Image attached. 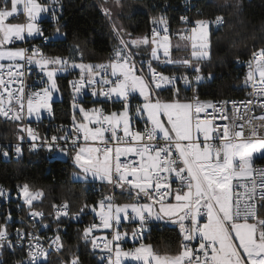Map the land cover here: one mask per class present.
<instances>
[{
	"label": "snow or ice",
	"instance_id": "6c2138e0",
	"mask_svg": "<svg viewBox=\"0 0 264 264\" xmlns=\"http://www.w3.org/2000/svg\"><path fill=\"white\" fill-rule=\"evenodd\" d=\"M114 3L123 7L121 0ZM58 4L59 0H51L50 6L38 0H0V117L20 124L33 116L41 119L42 110L52 114L54 95L61 88L59 75L79 70V78L68 81L75 131L51 137L40 136L30 127L23 131L33 141L31 151L43 148L71 158L77 169L72 173L75 181L99 180L114 190L120 189L121 195L126 192L134 201L119 204L110 195L95 205L85 204L73 214L70 218L78 219L85 210L100 209L101 225L83 230L85 242L90 241L93 250L99 248L96 239H91L92 233L100 226L110 229L115 224L112 239L102 249L107 255L100 258L107 264H122L125 258L138 264H264V168L253 164L256 154L264 158V48L253 52L248 61L243 82L251 89L248 99L201 101L194 94L191 99L181 100V86L195 93L198 89L193 85L199 86L206 79L200 65L211 59L210 26H222L226 22L223 15L211 21H195L189 36L178 33L184 50L191 42L190 55L183 59L171 58L169 26L163 16L153 20L154 25L163 26V36L154 27L151 37H133L122 25L113 24L118 43L106 63H75L71 57L46 54L42 46L35 44L17 48L16 42L29 38H38L44 45L67 39L61 31L63 25L57 13L62 9ZM229 6L228 0L221 5ZM235 6L239 7L238 2ZM103 12L111 19L110 9L104 8ZM42 13H49L54 22L51 34L46 35L47 29L42 26ZM21 16L23 22H11ZM180 19L191 23L188 17ZM71 47L74 53H80L82 61L80 45ZM175 47L181 50L180 44ZM145 49L150 50L147 59H137ZM167 64L184 67L196 75H165L158 68ZM32 66L39 69V83L43 86L29 91L25 78L33 71ZM207 78L212 79L213 74ZM85 89L91 90L87 94L95 98L93 105L99 103L100 107L87 108L81 103ZM165 90L169 96L162 99L158 93ZM134 93L143 98L141 104H132ZM109 102L119 103L120 109L108 112L104 105ZM229 105L231 116L226 113ZM77 114L82 115L78 125ZM217 118L226 122L217 125ZM140 120L144 122L143 129L134 130V122ZM18 139L23 141V137ZM15 150L17 155L21 153L19 144ZM2 155L7 157L8 152ZM176 183L178 187L173 189ZM17 187L29 209L44 195L42 190L30 191L27 183ZM4 195L0 186V197ZM52 207L57 221L69 216L68 201ZM129 210L138 225L132 230L133 239H142L153 222L177 224L181 237L178 252L162 255L143 243L124 251L120 241L127 233L121 234L119 225L121 214L127 220ZM29 216L43 218L44 213L30 210ZM11 220L9 211L0 223V255L5 251L15 254L17 248L24 249L25 240L29 241L24 258L15 264H42L53 247L58 252L64 250L59 229L49 249H45L26 228L10 233ZM0 264L4 261L0 260ZM62 264L81 261L75 255Z\"/></svg>",
	"mask_w": 264,
	"mask_h": 264
},
{
	"label": "trees",
	"instance_id": "16d2710c",
	"mask_svg": "<svg viewBox=\"0 0 264 264\" xmlns=\"http://www.w3.org/2000/svg\"><path fill=\"white\" fill-rule=\"evenodd\" d=\"M113 1V0H109ZM159 5L157 0H121L119 24L133 37L148 35L151 20L161 12H167L172 19L169 21L173 27L180 29L179 21L181 9H176L173 4L180 0H164ZM62 13L60 23L61 31L67 34V39H60L44 45L39 42L49 55H61L74 58L75 63H102L113 48L118 39L113 32V21L103 12V0H59ZM239 4V7L235 5ZM225 0H203L200 5L209 15H223L225 23L218 29L211 30V59L201 63V74L206 78L198 87L196 94L204 99L235 98L245 95L246 87L244 80L238 71V62L250 56L255 48L264 47V0H228L232 6L222 8ZM21 18V17H20ZM46 18L42 20V24ZM55 31V25L49 26L46 35ZM73 44H79L83 53V60L78 57L80 53H74ZM145 49L144 55L147 58ZM172 47L171 56L175 53ZM139 58V57H137ZM172 59H176L171 57ZM164 57L161 55V60ZM153 66H156L155 63ZM179 68V70H178ZM158 69L164 72H188L184 67L167 64ZM212 73L213 78L208 79ZM69 75H79V70ZM61 85L63 98L53 103L56 117L61 119L73 118L71 108V93L67 84V75L62 74L58 78ZM192 91L181 86V100L191 99ZM162 99L169 96L167 90L159 92ZM84 106H92L85 103ZM118 108L121 105L118 103ZM76 119L82 121L81 114ZM18 133L8 122L0 124L1 138H17ZM76 168L73 161L68 159L51 157L37 151L25 154L16 159H0V183L9 190H19L18 185L29 184L30 191L42 190L44 195L34 201L31 208L50 211L53 204H61L68 201L73 212L78 211L85 204L91 206L97 204V199L106 193H110L112 187L105 183L75 181L72 173ZM94 189H97L95 191ZM116 201H132L125 192L115 189ZM90 210V209H89ZM95 210H99L96 208ZM93 210L84 215L80 220L73 221L71 218L62 217L54 222L59 235L62 237L64 250L60 251L62 257L78 255L81 264H104L100 262L99 255L92 249L91 242H85L82 237L83 230L90 226ZM179 226L169 225L163 222H153L145 232L144 240L153 246L160 254L174 255L180 249ZM14 254L5 255L0 260L4 264H11ZM60 258L51 256L42 264H59ZM124 264H138L128 261Z\"/></svg>",
	"mask_w": 264,
	"mask_h": 264
},
{
	"label": "built area",
	"instance_id": "2783aa9c",
	"mask_svg": "<svg viewBox=\"0 0 264 264\" xmlns=\"http://www.w3.org/2000/svg\"><path fill=\"white\" fill-rule=\"evenodd\" d=\"M41 1L45 5L50 6V4H51V0H41ZM201 1H203V0H180L179 3L173 4L176 7V9H181L179 19L181 17H188L189 20L191 21V23H185V22H182L180 19L179 21L182 23L180 26L181 27L180 29L173 27L172 23L169 22L172 19L171 15L169 13H167V12L159 13V15L154 17L150 22V26H149L150 37L152 35V31H153L154 27H155L156 31L160 32L161 36L164 35V33L162 31H160V29L163 26L153 24V20H156V19L160 18L161 16L165 17L166 20L168 21V26H169V33L168 34L170 35V40L175 38V37H178V33L180 35H184V36L191 35V29L196 26L195 21H197V20H201V19L210 20V21L214 20L217 15L214 16V15L206 14L205 10L200 5ZM157 2L159 5H163L165 1L164 0H157ZM57 7L62 9L60 2L57 5ZM45 14H46V17H45L46 22L43 23L42 26L48 30L49 26L53 25L54 22L52 21L51 15L49 13H45ZM57 14L60 16L61 12L58 11ZM212 29H218V28L215 24H213L210 26V30H212ZM34 44L40 45V43L35 41V39L33 40V39L29 38L26 42H16L15 46L16 47L21 46L22 48H30ZM262 48H264V47H262ZM259 49H261V48L253 49L249 57L244 58L238 62V71H239L241 77L243 78V80L245 79L246 73L248 71V61L252 58L253 52L258 51ZM44 52L47 54V52L45 50H44ZM111 55H112V53H110L108 55V57L102 63L108 62V59ZM137 59H147V58L139 57ZM32 68H33V71L30 74L26 73V78H25L29 91L38 90L39 88H41L43 86L39 83V76H38L39 69L36 68L35 66H32ZM158 70L162 71L160 69H158ZM162 72H164V71H162ZM185 73H187V75H189V76H195L196 75V73L191 71V70H189L188 72H164L165 75H171V74L183 75ZM63 74L67 75V84H68V81L75 80V79L79 78V75H69L68 73H63ZM68 86H69V84H68ZM197 87H198L197 85H193V89H197ZM250 90H251L250 87H246L245 95L241 96V97H235V98H223V99H204V98H200V97H198V98L201 101H209V100H211V101H225V100H227V101H232V100L243 101V100L249 98ZM90 91H91L90 89L82 90V97L83 98L81 100V103H83V105L85 103H89L92 106L100 107L101 105L99 103L93 105L92 102L95 98L92 97L91 95L87 94ZM191 91H192L191 98L193 97L194 94L197 96L196 91H195V93L193 90H191ZM99 99L103 100L104 98L100 97ZM117 105H118V103L109 102L106 105H104V107H106L108 112H112V111H118L119 108ZM209 111L211 112L212 110L209 109ZM217 111H219V110H217ZM258 111L259 110L257 109V112ZM226 113L229 116L232 115V109H231L230 105L227 107ZM225 122L226 121L220 120L219 118H217V121H216L217 125H222ZM79 123H80V121L76 119V125H78ZM26 127L32 128L40 136H47V137H51L52 135L63 136V135L69 134L68 130H71L72 132L75 131L74 126H73V118L61 119L59 117H56V113H55L54 109H53L52 114H49L47 111H43L41 119H39V120L32 119L31 120V118H26L24 121H22L19 124V128L21 129L20 137H23V141L19 140L18 139L19 137H17V138H1L0 139V159H16V158H19L25 154H29V153H33V152H37V151L43 152L44 154H47V155L53 154V153L47 152L43 148H40L36 151H31L30 149H31V146L33 144V141L31 139V137L28 136V133L26 131H23V129ZM143 127H144L143 120H140L139 122H134V130H135V128L143 129ZM61 128L65 129V131H61ZM70 138H74V137L70 136ZM17 144H19V146L21 148V153L19 155L16 154V150H15ZM3 151L8 152L7 157L2 155ZM56 154H58V153H56ZM253 164H254V167H256V168H264V158H262L259 154H256L253 158ZM0 186H2L3 189L5 190V195L3 197H0V223L4 222L5 218L8 215V212L11 211L12 220L8 223V231L10 233H14V231L16 229L26 228L27 231L31 232L32 235L34 237H36V239L41 243V245L45 249H49V245L51 244L52 239L57 235V229L53 225L55 220H56V210L53 208L50 211L39 210V209H34V208L29 209V206L24 203L23 194L21 191H19V190H12L11 191L4 184H1V183H0ZM172 187H173V189L177 188L178 183L173 184ZM94 190L97 191V189H94ZM9 192H10L11 198H9ZM110 195L115 196V190L114 189H111L110 193H106V194L101 195L97 199V202H99L104 197L110 196ZM115 199H116V196H115ZM56 205H59V204H56ZM80 209L76 212H73L71 210V208L69 207V210H68L69 216H62V217L70 218L71 216H73V214L78 213L80 211ZM30 210L33 212L44 213L43 218L38 217V216L30 218V216H29ZM99 211H100V209L97 210V213H94V211L92 212L93 220H92L90 226L93 224L101 225V221H100V218L98 215ZM89 212H90V210H85L82 214L79 215L78 219H72V218L71 219L73 221H78L84 215L89 214ZM131 217H132V213L130 212L129 213L130 221L129 222H122L119 225L120 233L121 234L127 233L126 236L122 235V239L120 241L121 248L124 251L134 249L137 247V245L145 242V240H144L145 233H144L142 239H133L132 230L136 229L138 227V225H137V223L132 221ZM205 220H206V217H205ZM21 221H23V223H21ZM44 225H47L48 227H44ZM116 227L117 226L114 224L113 227L111 228V231H104L103 227L100 226L96 230H94V232L92 233L91 239H96L97 243L100 245L99 248L93 250L95 253H97L99 255V259L102 256L107 255V252L103 251L102 249H103L104 244L108 240L112 239V235L114 234ZM104 232H107V234L102 235ZM28 243H29L28 240L24 241V249L23 250H21L20 248H17L16 253L14 254V256H16V257L12 258L11 264H15V262L17 260L24 258V252L27 250ZM111 246L112 245H110V247ZM92 249H93V247H92ZM9 254H12V253L5 251L3 253V255H0V259L3 258L5 255H9ZM51 256L59 257L61 260L59 264H62V261L66 260V258L61 256L60 251L59 252L56 251L54 247L48 252L47 260ZM130 261L136 262L134 260H130ZM44 262L45 261H42V263H44ZM100 262H101V260H100ZM103 263L107 264V261L105 260V261H103Z\"/></svg>",
	"mask_w": 264,
	"mask_h": 264
},
{
	"label": "rangeland",
	"instance_id": "374dc122",
	"mask_svg": "<svg viewBox=\"0 0 264 264\" xmlns=\"http://www.w3.org/2000/svg\"><path fill=\"white\" fill-rule=\"evenodd\" d=\"M218 1H223V0H218ZM38 2L44 4L41 0H38ZM102 7H103V9H104V8H108V9L111 10V13H112V15H111V20L113 21V23H114L115 25L120 26V24H119V16H120L121 10H120V7L117 6V5L114 3V0H113V1L103 0ZM45 17H46V14H45V13H42V14H41V18L44 19ZM11 22H23V19H20V20H12ZM210 32H211V30H210ZM127 38H128V37H125V39H127ZM188 43H189V47H188V49H187V50H184V49H183L184 41L180 40L179 37H175V38L171 39V45H172V47H173L175 50H176V47H175V46H176L177 44H180V45H181V50H180V51H177V50H176L175 53H173V55H172L171 57L176 58V59H183V58H186L188 55H190V51H191V47H190V45H191V42L189 41ZM17 48H22V47H21V46H18ZM161 52H162V50H161ZM60 75H61V74H60ZM60 75H59V76H60ZM134 96H135L136 98L132 100V104L136 105V104L140 103V101H143V98L139 96V93H134ZM62 98H63V93H62V91H61V89H60V92H59L58 94L54 95V101H56V100H60V99H62ZM85 107H86V106H85ZM91 107H94V106H89V107H87V108H91ZM42 114H43V110H42L41 116H42ZM81 116H82V115H81ZM32 119L37 120L35 116L31 117V120H32ZM4 122H8V123H10L11 127L17 131V133H18V136H17V137H20L21 129L19 128V124L14 123V122H12L11 120H5L3 117H0V124H2V123H4ZM80 122H81V121H80ZM85 122H86V121H85ZM57 157H58V158H61V159H64V160H68V159L72 160L71 158H69V157H67V156H64V155H61V154H59V153L57 154ZM75 171H77V169H75L73 172H75ZM72 179H74L73 176H72ZM80 181H83V180H80ZM89 181H91V182H98V183H104V182H101V181H99V180L92 181L91 178H89ZM105 184H106V183H105ZM109 186H111V185H109ZM111 187H112V186H111ZM112 189H113V188H112ZM117 190H119V191L121 192L120 189L117 188ZM23 199H24V198H23ZM132 202H134V201H133V200H132V201H129V200L127 201V200H125V201H121V202H117V203H119V204H125V203H132ZM141 202H144V201L141 200ZM130 212H131V210H129V213H130ZM94 213H97V210H95ZM129 221H130V218H128L127 220H124V219H123V214H121V223H122V222H129ZM166 224H169V225H175V224H173V223H171V222L166 223ZM103 230H104V231H111V228H110V229H104V228H103ZM147 230H148V229H147ZM147 230H146V231H147ZM119 231H120V230H119ZM146 231H145V232H146ZM106 234H107V232H104L102 235H106ZM143 244L148 245V244H150V243L144 242ZM150 245H151V244H150ZM139 246H140V244L137 245V247H139ZM130 260H132V259H131V258H125V259L122 260V264H124V263H126V262H128V261H130Z\"/></svg>",
	"mask_w": 264,
	"mask_h": 264
},
{
	"label": "crops",
	"instance_id": "0c3cea01",
	"mask_svg": "<svg viewBox=\"0 0 264 264\" xmlns=\"http://www.w3.org/2000/svg\"><path fill=\"white\" fill-rule=\"evenodd\" d=\"M20 19H23V16H21V18ZM41 20H43L42 18H41ZM161 55H162V52H161ZM143 101H140V103H138V104H141ZM134 105V104H133ZM120 109V108H119ZM118 109V110H119ZM175 226H178L177 224H175Z\"/></svg>",
	"mask_w": 264,
	"mask_h": 264
},
{
	"label": "water",
	"instance_id": "95a60500",
	"mask_svg": "<svg viewBox=\"0 0 264 264\" xmlns=\"http://www.w3.org/2000/svg\"><path fill=\"white\" fill-rule=\"evenodd\" d=\"M56 156H57L56 153H53V154L51 155V157H56ZM136 263H138V262H136Z\"/></svg>",
	"mask_w": 264,
	"mask_h": 264
}]
</instances>
